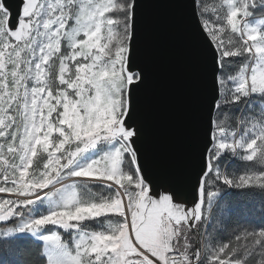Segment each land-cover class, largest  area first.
<instances>
[{
  "label": "snow or ice",
  "instance_id": "obj_1",
  "mask_svg": "<svg viewBox=\"0 0 264 264\" xmlns=\"http://www.w3.org/2000/svg\"><path fill=\"white\" fill-rule=\"evenodd\" d=\"M204 89L146 143V8ZM0 264H264V0H0Z\"/></svg>",
  "mask_w": 264,
  "mask_h": 264
},
{
  "label": "water",
  "instance_id": "obj_2",
  "mask_svg": "<svg viewBox=\"0 0 264 264\" xmlns=\"http://www.w3.org/2000/svg\"><path fill=\"white\" fill-rule=\"evenodd\" d=\"M179 23L163 7L146 8L142 16L143 61L149 74L143 94L146 143L160 168L188 149L204 89L199 67L186 55Z\"/></svg>",
  "mask_w": 264,
  "mask_h": 264
}]
</instances>
